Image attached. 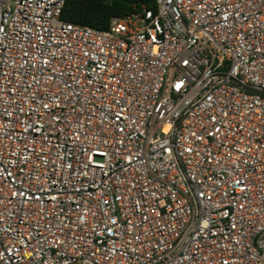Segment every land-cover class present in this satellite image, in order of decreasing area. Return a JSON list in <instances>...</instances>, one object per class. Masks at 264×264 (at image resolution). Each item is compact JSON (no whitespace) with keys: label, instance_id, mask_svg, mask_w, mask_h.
Instances as JSON below:
<instances>
[{"label":"built area","instance_id":"obj_1","mask_svg":"<svg viewBox=\"0 0 264 264\" xmlns=\"http://www.w3.org/2000/svg\"><path fill=\"white\" fill-rule=\"evenodd\" d=\"M64 2L0 0V264H264V0Z\"/></svg>","mask_w":264,"mask_h":264},{"label":"trees","instance_id":"obj_2","mask_svg":"<svg viewBox=\"0 0 264 264\" xmlns=\"http://www.w3.org/2000/svg\"><path fill=\"white\" fill-rule=\"evenodd\" d=\"M155 10V0H65L62 21L106 30L112 18H123L141 8Z\"/></svg>","mask_w":264,"mask_h":264}]
</instances>
